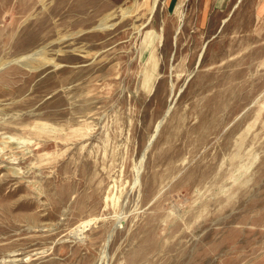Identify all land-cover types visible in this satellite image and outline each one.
<instances>
[{"label":"rangeland","instance_id":"374dc122","mask_svg":"<svg viewBox=\"0 0 264 264\" xmlns=\"http://www.w3.org/2000/svg\"><path fill=\"white\" fill-rule=\"evenodd\" d=\"M0 264H264V0H0Z\"/></svg>","mask_w":264,"mask_h":264}]
</instances>
